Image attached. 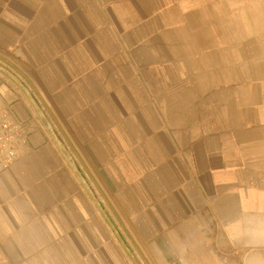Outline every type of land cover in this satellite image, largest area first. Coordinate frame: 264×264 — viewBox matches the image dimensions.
<instances>
[{"label":"crops","instance_id":"obj_1","mask_svg":"<svg viewBox=\"0 0 264 264\" xmlns=\"http://www.w3.org/2000/svg\"><path fill=\"white\" fill-rule=\"evenodd\" d=\"M0 0V62L37 97L140 264H264V6ZM0 264H135L21 91Z\"/></svg>","mask_w":264,"mask_h":264},{"label":"water","instance_id":"obj_2","mask_svg":"<svg viewBox=\"0 0 264 264\" xmlns=\"http://www.w3.org/2000/svg\"><path fill=\"white\" fill-rule=\"evenodd\" d=\"M0 72L7 77L23 94L27 102L30 104V106L33 108L35 114L43 124L44 128L52 138L53 142L59 149V151L62 153L64 159L66 160L67 164L69 165L71 171L76 176L78 181L81 183V185L84 187L92 201L95 203L97 208L100 210V212L103 214L107 222L111 225L112 229L115 231L118 237L119 232L117 231L115 225L109 218L108 214L104 210L103 206L101 205L100 201L98 200L97 196L95 195L94 191L92 190L88 180L83 175L82 171L79 169L75 159L73 158L69 148L65 144V142L62 140L58 132L56 131L55 127L53 126L51 119L49 118L46 111L43 109L42 105L40 104L37 97L33 94V92L30 90V88L27 86V84L21 79V77L9 69L6 65L0 62ZM121 239V237H120ZM122 240V239H121ZM122 243L130 255L131 259L134 261L135 264H140L138 260L136 259L135 255L131 251V249L127 246V244L122 240Z\"/></svg>","mask_w":264,"mask_h":264},{"label":"built area","instance_id":"obj_3","mask_svg":"<svg viewBox=\"0 0 264 264\" xmlns=\"http://www.w3.org/2000/svg\"><path fill=\"white\" fill-rule=\"evenodd\" d=\"M22 131L5 111H0V168L8 169L17 160V147Z\"/></svg>","mask_w":264,"mask_h":264},{"label":"rangeland","instance_id":"obj_4","mask_svg":"<svg viewBox=\"0 0 264 264\" xmlns=\"http://www.w3.org/2000/svg\"><path fill=\"white\" fill-rule=\"evenodd\" d=\"M257 1V5H258V7H260V6H264V0H256Z\"/></svg>","mask_w":264,"mask_h":264}]
</instances>
